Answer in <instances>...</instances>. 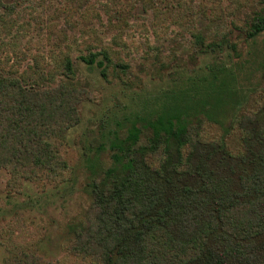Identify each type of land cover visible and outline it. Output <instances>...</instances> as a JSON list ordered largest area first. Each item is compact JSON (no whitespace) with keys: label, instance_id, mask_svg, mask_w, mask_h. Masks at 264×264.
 I'll list each match as a JSON object with an SVG mask.
<instances>
[{"label":"trees","instance_id":"1","mask_svg":"<svg viewBox=\"0 0 264 264\" xmlns=\"http://www.w3.org/2000/svg\"><path fill=\"white\" fill-rule=\"evenodd\" d=\"M110 1L104 11L119 31L110 41L82 46L87 52L79 58L106 79L114 73L124 80L129 62L114 44L126 45L134 7ZM240 2H201L213 21L229 18L231 28L210 39L197 31L196 46L202 54L228 49L227 61L210 64L191 85L155 97L87 148L92 199L68 226L66 248L78 259L74 264H264V5L242 23L235 19ZM53 3L0 0V171L14 184L72 179L68 134L91 97L78 79L71 47L61 45L56 17L48 15L46 22ZM65 3L54 9L57 15L87 13ZM136 4L150 14L156 37L171 24L185 25L193 6L185 0ZM34 24L46 25L47 36L29 38L22 48ZM45 41L51 46L46 53L38 47L31 54L32 44ZM251 94L252 109L245 107ZM234 133L241 141L237 151L228 143ZM40 242L37 231L17 220L1 224L0 246L7 253L0 264H48Z\"/></svg>","mask_w":264,"mask_h":264},{"label":"rangeland","instance_id":"2","mask_svg":"<svg viewBox=\"0 0 264 264\" xmlns=\"http://www.w3.org/2000/svg\"><path fill=\"white\" fill-rule=\"evenodd\" d=\"M83 1L84 5L76 0H66L65 5H75L76 8L80 6V10L87 12L85 16L81 17L76 11L70 19L63 12L57 15L54 9L59 8L63 0H54L52 7L46 10L45 17L46 22L48 15L56 17L57 30L64 34L61 45L63 48L71 47L78 79L87 83L91 91L90 99L81 106V122L68 134L69 148L66 156L74 169L72 179L60 184L27 180L14 184L7 171H0V225L17 220L27 229L37 231L41 236L38 252L48 264H74L78 261L67 251V232L70 223L83 214L92 199L88 188L90 173L85 160L87 148H95L96 141L101 139L103 133L111 134L118 128L119 122L141 111L155 97L186 84L191 85L193 78L208 74V66L222 59L227 61L230 52L226 49L221 55L202 54L196 46L194 35L197 31L210 39L216 31L225 33L231 28L229 18L226 23L213 21L208 7L204 13L201 9L203 0H194L195 3L185 0L190 6L193 4L188 17L183 19L187 25L186 22L183 26L171 24L168 28L164 27L158 37L152 33L150 14L145 15L140 11V6L136 4L138 0H111L113 7L129 11L132 7L134 9L131 14L133 23L126 26V45L113 43L116 49H120L124 60L129 62L128 74L124 80L114 73L106 79L99 67L87 65L79 55L87 52L82 46L110 41V37L119 28L111 26L107 21L104 3L108 0ZM242 2L235 18L242 23L264 5L259 0ZM68 20L72 23H68ZM47 31L46 25L37 28L34 24L28 36L22 39V48H27L29 38L35 42L45 38ZM59 36L57 34L55 39ZM84 40L87 43L84 44ZM38 47L46 53L51 46H48L47 41L41 46L32 44L31 54L37 52ZM255 99L256 94H251L245 107L254 108ZM212 131L221 133L217 124H212ZM228 143L234 151L241 148L237 133L228 138ZM6 253L5 247L0 246V260Z\"/></svg>","mask_w":264,"mask_h":264}]
</instances>
